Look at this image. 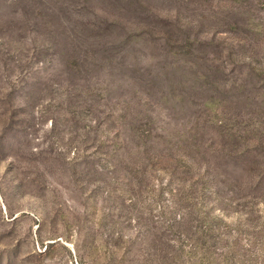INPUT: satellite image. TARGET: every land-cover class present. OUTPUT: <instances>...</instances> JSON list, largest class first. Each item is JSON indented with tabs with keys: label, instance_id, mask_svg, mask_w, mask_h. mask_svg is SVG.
<instances>
[{
	"label": "rangeland",
	"instance_id": "374dc122",
	"mask_svg": "<svg viewBox=\"0 0 264 264\" xmlns=\"http://www.w3.org/2000/svg\"><path fill=\"white\" fill-rule=\"evenodd\" d=\"M263 91L264 0H0V264H264Z\"/></svg>",
	"mask_w": 264,
	"mask_h": 264
},
{
	"label": "trees",
	"instance_id": "16d2710c",
	"mask_svg": "<svg viewBox=\"0 0 264 264\" xmlns=\"http://www.w3.org/2000/svg\"><path fill=\"white\" fill-rule=\"evenodd\" d=\"M263 95H264V91H263ZM261 134H263V133H261ZM260 134V135H261ZM255 148H253V147H245L243 150H240L237 154L239 155V154H248V153H251L252 152V150H254ZM245 156V155H244ZM258 156H257V154L256 155H253L251 158H250V160H249V162L250 163H252L250 166H251V170L252 169H254L255 167H256V165L258 164Z\"/></svg>",
	"mask_w": 264,
	"mask_h": 264
}]
</instances>
